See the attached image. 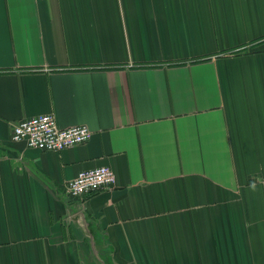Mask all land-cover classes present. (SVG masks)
Wrapping results in <instances>:
<instances>
[{
    "label": "crops",
    "instance_id": "1",
    "mask_svg": "<svg viewBox=\"0 0 264 264\" xmlns=\"http://www.w3.org/2000/svg\"><path fill=\"white\" fill-rule=\"evenodd\" d=\"M263 179L264 0H0V264H264Z\"/></svg>",
    "mask_w": 264,
    "mask_h": 264
},
{
    "label": "built area",
    "instance_id": "2",
    "mask_svg": "<svg viewBox=\"0 0 264 264\" xmlns=\"http://www.w3.org/2000/svg\"><path fill=\"white\" fill-rule=\"evenodd\" d=\"M93 132L86 125L61 128L53 114L18 121L12 127L11 140L26 147L47 152H61L86 144ZM116 175L111 168L102 166L81 171L69 181L66 192L74 198L86 199L94 193L116 187ZM264 190V179L261 181Z\"/></svg>",
    "mask_w": 264,
    "mask_h": 264
}]
</instances>
